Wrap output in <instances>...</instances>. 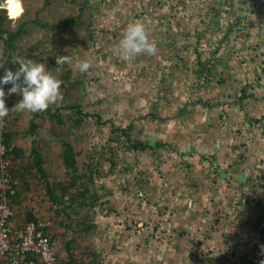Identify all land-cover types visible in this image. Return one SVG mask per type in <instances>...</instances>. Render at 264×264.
I'll return each mask as SVG.
<instances>
[{
	"label": "rangeland",
	"instance_id": "obj_1",
	"mask_svg": "<svg viewBox=\"0 0 264 264\" xmlns=\"http://www.w3.org/2000/svg\"><path fill=\"white\" fill-rule=\"evenodd\" d=\"M31 1L27 0V14L38 18L35 12L42 0H34V10ZM96 1L100 2V11L91 21L90 32L73 22H67L60 32L49 30L61 19L47 14L49 19L32 24L31 34L18 41V50L23 51L38 40L51 48L58 46L61 35L69 37L58 50L57 60L69 51L72 63L58 65L70 68L74 79L81 72L75 66L80 55L90 61L91 67L82 77L85 88L79 96L89 114L102 113L101 122L108 121L101 124L88 117L82 127L75 128L73 137L63 125L47 122L77 148L84 147L85 137L83 155L91 151L102 161L103 174L96 177L97 188L112 190L109 200L116 208L115 212L94 214L95 227L79 232L75 238L76 254L86 257L95 252L99 260H111V264H151L152 257L165 259V264H172V258L175 264H196L212 249L213 241L229 247L221 244L226 232L229 245L238 250V264L257 261L261 250L254 248L248 225L263 213L256 209V201L264 204V0ZM137 21L146 26L157 51L125 60L119 42L128 25ZM41 22L48 28L39 27ZM50 31L52 34H48ZM88 35L91 38L86 41ZM27 57L37 58L36 54ZM198 57L212 64L211 71L202 76L195 71ZM44 64L48 70V63ZM243 93L246 96L242 98ZM29 117L20 118L15 128L22 130ZM129 123L133 124L134 138L150 145L161 140L170 147L161 145L154 151L125 154L120 140L110 139L118 135L111 128L112 124L126 127ZM49 137L52 139L50 133ZM16 142L27 154L31 145L42 153L54 147L52 144L48 150L34 142L32 133L19 134ZM124 155L126 161L120 160ZM113 156L120 162L112 169ZM58 172L67 179L63 168ZM138 178L146 183L142 189L133 186ZM193 179L198 180L202 193L201 200L190 206L198 212L190 225L195 239L188 252H183L185 256L182 253L178 259L170 256L174 247L170 229L179 217L170 216V212L184 207L194 195L187 185ZM32 180L23 210L32 207L37 215L58 221L57 206L47 210L51 204L44 184L36 185ZM50 181L57 182V178L50 177ZM228 197L233 198L231 207L226 204ZM55 231L59 257L63 259L67 253L60 247L72 232L61 227ZM209 233L215 236L210 244L202 241ZM147 239L154 240L152 246Z\"/></svg>",
	"mask_w": 264,
	"mask_h": 264
},
{
	"label": "trees",
	"instance_id": "obj_2",
	"mask_svg": "<svg viewBox=\"0 0 264 264\" xmlns=\"http://www.w3.org/2000/svg\"><path fill=\"white\" fill-rule=\"evenodd\" d=\"M24 6L23 14L17 19V22L13 25L11 19L7 16L5 10H0V19L2 22L9 23L6 27L0 26V33H6V38H3V45L1 46V55L0 63H3V67H0V79L3 78L5 70H11L15 72L19 69V58L16 55H22L25 58H28V55L36 54L37 58L32 59L35 63H48V71L52 73L53 76L60 79L65 85L63 88L62 97L58 104H51L47 110L42 112H31L28 110L27 115L30 117L27 120L26 125L22 130L16 129L13 125L17 124L19 116L17 113L9 121L10 130L7 133V142L12 144L13 140L18 134L32 133L34 142L39 143L41 146L50 148L53 144V148L49 152L42 153L37 147L31 145L29 153L23 146H14L11 153H14V162H16L17 169H14V175L20 179L19 186L17 189L16 200L20 201L26 198L27 193L32 189L31 180H36V185L44 184L45 194L50 202V206L47 210H51L52 205H56V215L59 217L58 221L53 220L48 235L52 240H56L57 232L55 229L57 227L65 228L72 232V235L63 241L60 249H65L67 256L63 259L58 260V264H109L108 262H103L99 260L98 254L93 253L88 254L86 257H79L76 254V248L74 247L75 238L78 236L81 231H89L91 228H94L93 216L97 211H107L115 212V205H111L109 196L112 195V190L108 188H97L96 177L101 176L102 173V161L99 158H95V155L91 151H87L85 156L83 151H85L87 140L83 137L82 141L84 142V147L82 142L79 144L78 148L75 144L71 143L67 136L63 133L58 132L52 126H47L46 130L42 129V123H37L36 119L41 118L42 121H55L59 125H63L64 129L68 132L69 137L75 135V128L82 127L83 121L90 117L97 121V123L103 124V122H108L107 120L101 122L102 113H97L95 115L89 114L85 110V104L83 98L79 96V92L84 90V72H79V77L72 79V71L68 67H62L57 64L58 50L63 48L66 43L69 41V37L60 36L59 44L57 47L47 48L44 46L42 41H37L31 43L23 51L18 50V41L24 35L31 34L33 28L32 24L38 25L37 22L45 21L49 19L46 15L51 14L52 19H61L56 24L54 23L49 27V30H54L60 32L61 28L65 26L67 22H73L74 24H81L85 27L86 30L90 32V24L93 17L100 11V2L96 0H42L41 6L35 12L38 18H31L28 12V3L27 0H22ZM35 2L31 1V8L34 10ZM26 14V16H25ZM24 15V16H23ZM61 16V17H60ZM60 17V18H58ZM39 27L42 29L48 28L46 22H41ZM53 32V31H52ZM48 34H52L51 31ZM91 36L85 38V40L90 39ZM86 40V41H87ZM89 41V40H88ZM87 44V43H86ZM65 54H69V51H65ZM81 57V55H80ZM79 57V58H80ZM78 60L81 61L82 58ZM198 59V68L195 70L198 75L202 76L205 72H210L212 64L206 61H200ZM210 61V60H209ZM209 63V64H208ZM3 87L9 90L12 85L5 84ZM244 90V89H243ZM245 91V90H244ZM246 95L243 93L242 98ZM248 96V95H247ZM23 97L17 98V101L22 100ZM65 110L66 112H64ZM153 116H156L153 114ZM133 124L129 123L126 127H115L112 124V132H118L117 137H110L111 140H120L121 149L126 153L131 151H146L149 149L155 150L157 146L164 148L170 147L169 143L163 141H156V145H150L148 142H145L141 139L134 138L132 136ZM41 130V131H40ZM46 131L47 134H44ZM85 131V129H84ZM49 133L52 135V139L49 137ZM86 133V132H85ZM82 135V133H79ZM85 135V134H84ZM77 137V136H75ZM123 139V140H122ZM174 144L173 146H175ZM58 148L57 150L55 148ZM235 147V146H234ZM49 150V149H48ZM169 151V150H167ZM97 156V155H96ZM18 160V162H17ZM120 160L126 161V155L120 158ZM111 168H115L119 164V159L110 157ZM125 164V162H124ZM65 171V176L67 179L60 177L59 169L62 168ZM57 178V182L50 181ZM32 180V181H33ZM144 178H138L133 184L134 187H141L142 189L145 186ZM189 187H198V180L193 179L190 183L187 184ZM232 197H228L226 204L232 206ZM241 200V197L240 199ZM241 204V201H238ZM110 203V206L107 204ZM190 203V201L188 202ZM256 209L259 212H263L257 219V222L250 221L248 228V233L252 235L254 241L253 246L255 249L260 248L261 253L259 252V258L257 261H248L242 262V264H260L261 261H264V251H262L261 246H264V204L261 201H256ZM186 210L189 208H185ZM185 211V210H184ZM170 216L181 217L177 209L174 212H170ZM27 220L35 219V214L30 209L26 214ZM52 218V217H51ZM177 219L176 224L171 225V230H175L176 227L181 223L180 219ZM204 228V227H203ZM189 233L192 228H190ZM224 237L228 236L226 232H223ZM211 236V235H208ZM64 237V236H63ZM229 244V243H228ZM226 243V245H228ZM231 250V254L238 256V250L236 248L228 245ZM256 251V250H254ZM212 250H208L203 253V261L205 260L213 264ZM60 251H58V255ZM211 256V257H210ZM222 259V256L219 254V257L216 259Z\"/></svg>",
	"mask_w": 264,
	"mask_h": 264
},
{
	"label": "clouds",
	"instance_id": "obj_3",
	"mask_svg": "<svg viewBox=\"0 0 264 264\" xmlns=\"http://www.w3.org/2000/svg\"><path fill=\"white\" fill-rule=\"evenodd\" d=\"M0 10H5L6 14L8 13L7 16L9 15L8 17L11 19V23L14 25L17 22L16 18L22 15L24 11L22 0H0ZM5 25L7 26V23H3L0 19V26L4 28L6 27ZM119 49L121 51L122 57L125 60H131L135 56L140 54L154 55L157 51L155 43L149 39L146 26L139 21L128 25L123 35V38L119 42ZM18 63H19L18 70L13 72L11 70L6 69L3 78L0 79V120H2L5 116H7L8 131L10 130V128H12V126L10 127L9 125V121L11 119L13 120L14 118L13 117L14 110H20L21 113L20 115H18L20 119L23 118L24 115H27L28 112L25 110L31 112H42L47 110L51 104H55L58 100L63 99L61 95V87L63 82L60 79L53 76L50 71L46 70L44 63H35L32 59H27V58H25L23 61H18ZM63 63L71 64L72 63L71 57L67 55L61 56L60 59L57 60V64H63ZM75 66L81 72H87L88 69L91 67V63L89 60L85 59V60L77 61ZM0 67H3V63H0ZM5 84L12 85V87L8 90V94L10 96H9V101L7 103V107L5 106L6 93L3 88V85ZM20 97H23L22 100L17 101V98ZM36 121L37 123H42L43 125L42 129L47 128V121L45 120L42 121L40 117L37 118ZM14 126L15 125H13V127ZM8 131L6 132V138ZM12 144H14V146H18L15 142V139L13 140ZM12 154L14 161V153ZM15 168L16 169L18 168L16 162H14V169ZM14 169H13V173H14ZM14 177L18 181L17 184V189H18L20 179L16 177V174L14 175ZM17 189L15 194L11 197V205L15 211V214L17 215L16 216L17 218L14 219V222L16 221L18 226H23L24 222L27 221L26 218L27 212L30 211V209H32V211L35 214L34 220L40 219L45 222L47 221L51 222V224H49L45 229L47 232L46 234L48 235V231L51 225L53 224V220H52L53 218L49 216L50 219L49 218L46 219V217L44 216L37 215L36 210L33 209L32 207L29 208L28 210L26 209L23 210L22 204L23 201L26 200V198L24 200L20 199V201H17L16 200ZM189 201L190 203H186V204L191 205L193 201L190 199L187 200V202ZM202 227H204L205 229L206 225H203ZM211 234L212 233H209L203 236L209 237L208 235ZM207 237H205L202 241H205ZM50 240L52 241L53 248L55 249L58 259H60L58 255L57 240H52L51 238ZM229 248L230 247H228V249ZM261 249L262 251H264V246H261ZM229 251L231 252V250ZM213 253L214 252L212 250L211 253L212 256ZM260 264H264V261H261Z\"/></svg>",
	"mask_w": 264,
	"mask_h": 264
},
{
	"label": "built area",
	"instance_id": "obj_4",
	"mask_svg": "<svg viewBox=\"0 0 264 264\" xmlns=\"http://www.w3.org/2000/svg\"><path fill=\"white\" fill-rule=\"evenodd\" d=\"M6 36V33H0V51ZM4 91L7 107L10 95L7 89L4 88ZM7 131L5 116L0 120V264H58V256L45 230L51 222L31 219L23 226L14 222L17 215L11 205V197L16 192L18 181L13 173L11 152L14 144L6 142Z\"/></svg>",
	"mask_w": 264,
	"mask_h": 264
},
{
	"label": "crops",
	"instance_id": "obj_5",
	"mask_svg": "<svg viewBox=\"0 0 264 264\" xmlns=\"http://www.w3.org/2000/svg\"><path fill=\"white\" fill-rule=\"evenodd\" d=\"M23 9H24V6H23ZM19 17H17L16 19H18ZM7 22H3V23H7ZM13 113H17L18 115H20L21 112H20V110H14ZM14 115H16V114H13V116ZM15 142H16V138H15ZM16 144L18 146H23V145H20L17 142H16ZM193 190H194V195L191 196L190 200H192V201H196V200L199 201V200H201L200 194H202V193H201V190H199V186L198 187H194ZM191 205L190 204H186V205H184V207H180V208L177 209V211H179L180 214L183 213V215L180 217L181 223L176 227V229L173 230V231L170 229V232L172 233V237L170 238L171 239V242H172L171 246L172 247L174 246L173 249L170 251L171 252L170 253V256L171 257L175 255V257L178 256V259H179L180 254H182L183 252H188L186 250L187 247L189 248L190 246H192L191 244H192L193 238L195 239V237H193L191 235V232L189 233V231H190L189 227L191 225V222H194L191 219L196 218L197 215H198V212L196 211V208H192L191 209V207H190ZM232 205H233V200H232ZM185 208H189L190 209L189 210V213H187V211H186ZM176 223H177V221H175L173 224H176ZM212 234H211V236L207 237V239H206V240H208L209 244H210V241L209 240L210 239H214V237H215V236L213 237ZM153 241H154L153 239L152 240L151 239L150 240L147 239V242H148L147 244L148 245H151V244H153ZM226 243L227 244L228 243L230 244L229 239H228V236L224 237V235L222 234L221 244L222 245L225 244V246H228L229 244L226 245ZM213 244H214L213 247H212V250L214 252L213 253V256H212L213 257V264H238V262L236 261L235 256L233 254H231L230 251L228 250V247H224V246H221V245H216L215 244V241H213ZM114 245H115V243H114ZM175 250L178 251V252H176ZM219 254L222 256V259L221 258L216 259V258L219 257ZM183 255L185 256V253H183L182 256ZM195 259H196V257L194 258L193 261H195ZM189 260H190V258H189ZM107 261H108L109 264H111V260H107ZM171 261L173 262L172 264H175L173 258L171 259ZM150 263L151 264H165L166 261H165V259L156 260V259H154V257H152V261H150ZM203 263H204V261H201L200 260L199 263H196V264H203ZM205 263L206 264H210L208 262V260L207 261L205 260ZM116 264H118V263L116 262Z\"/></svg>",
	"mask_w": 264,
	"mask_h": 264
}]
</instances>
